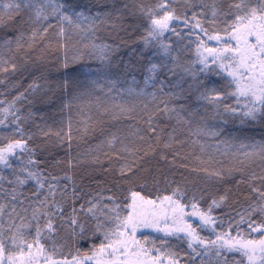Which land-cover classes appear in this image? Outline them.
Instances as JSON below:
<instances>
[{
	"label": "snow or ice",
	"instance_id": "1",
	"mask_svg": "<svg viewBox=\"0 0 264 264\" xmlns=\"http://www.w3.org/2000/svg\"><path fill=\"white\" fill-rule=\"evenodd\" d=\"M0 86V264H264V0H0ZM53 98L129 126L103 183L45 166Z\"/></svg>",
	"mask_w": 264,
	"mask_h": 264
},
{
	"label": "trees",
	"instance_id": "2",
	"mask_svg": "<svg viewBox=\"0 0 264 264\" xmlns=\"http://www.w3.org/2000/svg\"><path fill=\"white\" fill-rule=\"evenodd\" d=\"M133 39H138L134 37ZM128 41L129 44H131V40L128 39L127 36L123 37V40L116 39L115 33L111 31V29H102L98 33V37L96 39V43H108V44H121L123 41ZM53 45L55 44V40L52 41ZM72 45L77 47H82V43L78 36L72 37ZM70 45V46H72ZM61 57V63L63 59V52L61 51L58 54ZM57 53L55 51H50L46 57V59L50 62L46 65V67H53L55 65ZM85 63H89V61H85ZM91 65L93 67L97 66V61L93 58L90 61ZM59 66V65H55ZM72 67L77 68L79 70L78 65H72ZM37 75H39V72H37ZM53 75H57L55 71H53ZM30 82V81H28ZM27 86V82L25 83V87ZM6 89L3 86H0V92H4ZM3 96H0V99H3ZM11 97H9L10 99ZM60 102L55 100L53 98V102L51 104H38L34 111L36 112L37 117H43L44 119H37V123L39 124H46L49 128H51L54 132L58 131L61 127L60 122H64L65 131L67 130L66 125L67 121L69 119V115H71L72 119V126H73V133H74V142L72 145L71 150H69L66 146L65 147H57L52 148L51 152L52 155L48 157L46 160L45 166L49 169L55 172L57 175H62L64 171H67L68 174H75L77 180H83L84 183H89V177L94 176L96 179L91 181L93 184L96 181H100L101 183L104 182V176L103 171L107 167H109L108 158L104 155L103 152H99V159L101 161V164H95L93 163V155L91 154V150L96 149L98 145L101 144V142L104 140L105 135H107L109 132H116L120 131L121 134H125L130 131L129 126L126 123H120L116 124L114 122H111L110 120L103 122V129L104 131L101 132L100 128L98 127L96 129L95 134L89 133L88 137L86 139H80V134L76 132L77 128H81L83 125L82 123H78V121H81L83 117L78 113V110L76 107H73L71 109V113H69L68 109H64L63 111L60 110ZM95 115V113H92ZM35 130V129H33ZM257 138H259V135L257 134ZM53 143H55V139L53 138ZM192 146L190 144H186L184 148L182 149L183 152H191ZM104 151H107L105 148ZM197 154H199L198 149H196ZM47 155V154H46ZM172 157L169 155V160H171ZM56 160H62V161H69L73 160L77 163V167L75 169H68L65 165H62L59 168L52 169L51 165ZM102 165V166H101ZM114 166V165H113ZM160 166L166 168L167 166L161 161Z\"/></svg>",
	"mask_w": 264,
	"mask_h": 264
}]
</instances>
